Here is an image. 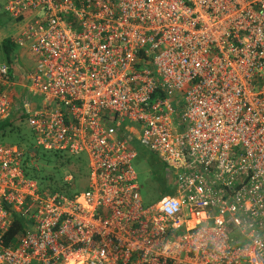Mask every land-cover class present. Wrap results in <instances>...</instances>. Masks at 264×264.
Returning a JSON list of instances; mask_svg holds the SVG:
<instances>
[{"label":"built area","instance_id":"obj_1","mask_svg":"<svg viewBox=\"0 0 264 264\" xmlns=\"http://www.w3.org/2000/svg\"><path fill=\"white\" fill-rule=\"evenodd\" d=\"M4 10L35 67L19 100L0 62V120L24 113L38 146L84 154L88 174L78 192L41 189L23 149L0 144V264H264V0ZM134 140L173 181L149 205ZM11 210L27 229L6 245Z\"/></svg>","mask_w":264,"mask_h":264},{"label":"trees","instance_id":"obj_2","mask_svg":"<svg viewBox=\"0 0 264 264\" xmlns=\"http://www.w3.org/2000/svg\"><path fill=\"white\" fill-rule=\"evenodd\" d=\"M13 44L11 38H4L0 43V49L3 56V61L13 63ZM26 122L25 114H11L8 118L0 120V144L16 145L24 151L23 169L27 177L35 179L40 188H47L50 191H63L69 194L71 188L81 187L78 184L80 181L84 184L88 174L87 158L84 154L79 156H72L66 153L45 150L38 145H35V138L31 133L29 127L24 128L22 125ZM15 138L12 143L7 142L9 139ZM9 142V141H8ZM152 153V152H151ZM153 158L149 159L150 165L156 164L155 169L157 187L159 196L166 195L170 192L166 184V175L164 163L153 154ZM43 159L44 162L39 163ZM51 168V171L48 169ZM62 176H56L57 172ZM70 173L73 175L71 182L64 180L65 174ZM74 193V192H72ZM159 197V198H160ZM11 224L5 233L3 239L6 245L13 244L16 237L24 233L27 229L26 220L17 212L11 210Z\"/></svg>","mask_w":264,"mask_h":264},{"label":"rangeland","instance_id":"obj_3","mask_svg":"<svg viewBox=\"0 0 264 264\" xmlns=\"http://www.w3.org/2000/svg\"><path fill=\"white\" fill-rule=\"evenodd\" d=\"M8 0H0V43L4 38H11L14 41L13 44V63H9L13 65V69L16 74L20 73L24 76H27L35 67V61L31 57L27 46L23 45L18 47L15 43V39L18 37L21 29L24 27L25 21H17L11 18L4 10V6ZM3 61V56L0 49V62ZM24 78V77H23ZM15 93H18V88L15 89ZM23 92L21 96H23ZM26 99L33 100L32 95L26 91ZM128 126H134V124L130 122L125 123ZM25 129L28 128L27 122L22 125ZM9 141V142H8ZM7 142L1 143H12L15 141V138L9 139ZM132 144L135 146L137 150V157L132 161L131 165L136 173L137 182L140 185V195L142 198V202L144 205H149L159 199V190L157 187L156 174L153 168L156 164H153L152 167L150 165L149 159L153 158V153L147 150L145 147L140 146L137 143V140L132 141ZM37 145V144H35ZM40 147V146H39ZM44 162L43 159L39 160V163ZM48 171L52 172V169L49 168ZM65 174V173H63ZM68 174V173H66ZM65 174V175H66ZM56 176L61 175V173L57 172ZM173 181L169 180V187L173 186ZM78 184L82 185L81 187L77 186L76 188H71L69 193L78 192L84 189L85 185L80 181ZM173 188H170V192L167 194H172ZM165 195V194H164ZM163 195V196H164ZM162 197V196H161Z\"/></svg>","mask_w":264,"mask_h":264},{"label":"crops","instance_id":"obj_4","mask_svg":"<svg viewBox=\"0 0 264 264\" xmlns=\"http://www.w3.org/2000/svg\"><path fill=\"white\" fill-rule=\"evenodd\" d=\"M1 62H5V61H1ZM13 67V65H12ZM14 70V69H13ZM14 74H15V83H14V86L12 87L11 89V93L15 96H17V98L19 100H23L24 97L22 98L21 96V93L24 92V88H23V77L24 75L18 73L16 74L15 71H14ZM18 88V93H15V89ZM169 180V174L167 173L166 175V181Z\"/></svg>","mask_w":264,"mask_h":264}]
</instances>
